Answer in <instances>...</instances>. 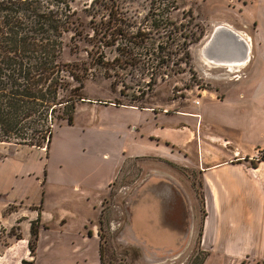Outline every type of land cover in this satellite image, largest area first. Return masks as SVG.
<instances>
[{
    "label": "rangeland",
    "instance_id": "obj_1",
    "mask_svg": "<svg viewBox=\"0 0 264 264\" xmlns=\"http://www.w3.org/2000/svg\"><path fill=\"white\" fill-rule=\"evenodd\" d=\"M93 1L70 2L72 24L63 36L60 62L64 65V86L68 87L62 96L64 101L74 99V125H67L66 113L72 115L74 109L71 103H65L68 105L64 106V117L54 122L53 131H58L54 135L49 159H46L47 140L40 147L0 143V202L5 199V203H8L2 212L4 226L0 222V264H23V260L27 264H100L97 242L84 236L94 225L98 227L99 235H102L104 264H203L208 257L199 245L202 221L197 216L198 201L201 207V200L198 196L197 201L192 192V205L196 213L195 216L192 214V220L197 224L192 245L186 243L177 250L153 251L141 242L139 229L132 231V210L140 199L141 185L152 174H156V169L174 171L190 178V182L194 183L193 189L200 195L198 185L201 180L198 174L166 165L159 160L123 159L107 191L101 189L95 192V202L99 201V195H104L98 216V210L91 209V204L80 202V195L73 186L64 185V177H61L68 168L65 141L77 138L86 130L82 137L88 144L92 137L90 133L95 132L96 128L125 123L126 114L90 104L94 102L148 108L156 113L166 109L171 116L169 121L175 119L176 115L188 113L190 104L196 101V104L203 102L210 107L206 100L222 98L224 93L221 85L232 83L236 75H231L226 66L212 64L207 58L201 57L203 51H206L209 59L231 61L226 59L236 51V42L232 41L234 37L228 31L216 30L222 24L229 25L238 34L241 31L252 35L258 21L259 34L264 37V0H252L253 6L246 10L241 7L237 9V0H175L176 10L167 13L169 18L179 28L183 24L186 33L194 31L200 34L202 30L204 36L190 47V58L181 61L180 67L185 69L183 73L165 75L164 79H158L156 84L151 85V74L159 76L156 71L150 70V67L155 66L153 57L148 63L145 59L137 67L125 65L124 62L130 59L125 60L118 52V49H122V42L117 39L112 42L109 35L102 38V42L97 41L92 28L103 25L115 6V10L117 8L124 14L133 26L147 27L154 35L152 24L161 17H157L158 11H153L156 8L152 6L153 0H98L94 8L96 14L90 12ZM160 12L165 16L166 11ZM211 35L214 42L204 47ZM159 42V39H155V45H151L153 42L150 41L147 48L153 52ZM186 62H189V66H186ZM254 65L259 71L263 68L261 61ZM70 73L77 76L80 82L74 81ZM223 89L229 94L228 98L236 97L233 92L235 84ZM82 100L91 102L83 104ZM82 151L84 156H93L85 148ZM110 159L113 160V155ZM44 170L49 171L50 178L42 185ZM42 214L46 224L42 218L41 222L39 219L31 222ZM89 220L92 221L85 233V225ZM31 224L41 229L37 259L28 250ZM188 236L192 240L190 235L185 234V237Z\"/></svg>",
    "mask_w": 264,
    "mask_h": 264
},
{
    "label": "crops",
    "instance_id": "obj_2",
    "mask_svg": "<svg viewBox=\"0 0 264 264\" xmlns=\"http://www.w3.org/2000/svg\"><path fill=\"white\" fill-rule=\"evenodd\" d=\"M249 6H253L252 0H237V9L246 10ZM221 27L234 37L236 51L226 59L231 60L229 62L206 58L212 64L226 66L231 75L238 76L232 78V83L221 85L222 98L206 100L210 107L203 102L196 104V101L190 104L188 113L176 115L172 121H169L171 116L166 109L156 113L148 108L90 103L120 111L126 114V121L96 128L90 133L92 137L88 144L82 137L86 130L77 138L66 140L68 168L61 178L64 177L65 186H73L81 203L91 204V209L98 210L104 195H99V201L95 202V192L107 191L123 159H154L196 173L201 180L198 185L201 207L190 178L174 171L156 169V174L141 185L140 199L132 210V231L139 229L141 242L153 251L177 250L186 243L192 245L197 233V224L192 220V214H196L192 205L193 193L199 205L197 218L202 221L199 245L208 257L203 264H264V37L259 34L258 21L252 35L241 31L238 34L227 24L216 30ZM212 39L211 35L204 47L211 45ZM242 58L245 62L240 65ZM257 61L263 64L261 71L254 65ZM233 84L236 97L228 98L229 94L223 88ZM67 125L73 126L74 121ZM57 131H53L46 159L51 156ZM134 143L137 148H133ZM82 148L93 156H84ZM44 172L42 185L50 178L49 171ZM3 202L7 201L4 199ZM3 202H0V222L4 226L2 212L8 203ZM43 217L42 214L32 218L31 222L37 219L41 222V218L44 222ZM91 221L86 223L85 233ZM40 231L38 228L34 258ZM84 236L97 242L99 263L104 264L100 257L98 227L94 225Z\"/></svg>",
    "mask_w": 264,
    "mask_h": 264
},
{
    "label": "trees",
    "instance_id": "obj_3",
    "mask_svg": "<svg viewBox=\"0 0 264 264\" xmlns=\"http://www.w3.org/2000/svg\"><path fill=\"white\" fill-rule=\"evenodd\" d=\"M71 1L0 0V143L40 147L47 140L48 147L54 122L64 117V106L68 105L65 103H71L74 109L72 115L66 113L67 123H73L74 99L64 101L62 96L68 85L64 86V65L60 62L63 36L72 24ZM97 1L90 8L94 14ZM152 6L156 7L153 11H158L157 17H161L152 24L154 35L147 27L133 26L115 6L103 25L92 28L97 41L102 42L109 35L112 42L116 39L122 42L118 52L125 60L130 59L125 65L137 67L153 57L155 66L150 70L159 76L151 74L149 85L156 84L165 75L183 73L181 61L190 58V47L204 36L202 30L200 34L186 33L183 24L179 28L169 18L168 14L176 10L175 0H153ZM161 10L166 11L165 16ZM155 39L160 42L151 52L147 47L150 41L155 45ZM185 64L189 66V62ZM70 76L80 82L77 76L71 73ZM198 196L202 204L201 194ZM30 236L28 248L34 256L38 238V227L34 224H31ZM100 257L103 262L102 245Z\"/></svg>",
    "mask_w": 264,
    "mask_h": 264
},
{
    "label": "bare ground",
    "instance_id": "obj_4",
    "mask_svg": "<svg viewBox=\"0 0 264 264\" xmlns=\"http://www.w3.org/2000/svg\"><path fill=\"white\" fill-rule=\"evenodd\" d=\"M222 29H225V30L227 31V29H226L225 27L218 28V30H222ZM203 50H204V49H203ZM201 51H202V50H201ZM247 53H248V50H247ZM200 54H201V53H200ZM245 55L247 56V54H245ZM201 57H203V58H206V57H207V53H206V51H203ZM246 60H248V58H247ZM244 62H245V59L242 58L241 61L239 62V64L241 65V64H243ZM237 65H238V64H237Z\"/></svg>",
    "mask_w": 264,
    "mask_h": 264
},
{
    "label": "built area",
    "instance_id": "obj_5",
    "mask_svg": "<svg viewBox=\"0 0 264 264\" xmlns=\"http://www.w3.org/2000/svg\"><path fill=\"white\" fill-rule=\"evenodd\" d=\"M234 78H235V79H237V78H238V76H235Z\"/></svg>",
    "mask_w": 264,
    "mask_h": 264
},
{
    "label": "flooded vegetation",
    "instance_id": "obj_6",
    "mask_svg": "<svg viewBox=\"0 0 264 264\" xmlns=\"http://www.w3.org/2000/svg\"><path fill=\"white\" fill-rule=\"evenodd\" d=\"M217 61V60H216ZM219 61V60H218Z\"/></svg>",
    "mask_w": 264,
    "mask_h": 264
}]
</instances>
